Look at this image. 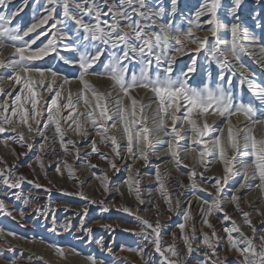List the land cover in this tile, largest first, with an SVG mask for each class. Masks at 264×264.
<instances>
[{
    "label": "snow or ice",
    "instance_id": "6c2138e0",
    "mask_svg": "<svg viewBox=\"0 0 264 264\" xmlns=\"http://www.w3.org/2000/svg\"><path fill=\"white\" fill-rule=\"evenodd\" d=\"M35 3L40 5L43 12H36L33 16V22L26 29H21L19 23L13 25V19L27 7V0H23L22 4L10 9L9 5L12 0H0V45L10 46L13 48V56L15 59L7 60L0 59V69L11 70V75L7 77L14 85H20V90L13 97L12 103L7 100L0 101V134L5 132H16L17 127L24 125L29 133L34 131L33 123L40 125L41 121L37 117L41 116V112L37 110L38 95L36 86L39 85L43 91L54 93L51 99L50 107H48L47 123L42 125L43 129H47L50 124L55 125V135L59 136V143L63 151L69 152L68 145H75L76 141L72 139L65 140L66 130L62 128L61 119L65 122L72 121L75 125L71 128L77 135L86 136V125L90 122L98 129V135L102 141H110L113 152L117 157L120 156L119 144L115 135H111V130L117 128L119 121L123 125V132L126 136L127 144L126 151L132 154L133 157L139 155L145 162L148 160V153L145 147H151L150 136L164 131L166 135H171L173 141L168 143L171 150V156L175 160L176 166L179 168L182 164V159L177 148V143L183 139L181 132L183 131V123L186 121L190 125L194 144H203L204 141L200 137L206 136L211 130V125L207 119L203 120L202 125H198L197 120L193 119V113L196 112L201 118L208 115H218L225 118L228 125L226 140L224 137V129H216L218 135L212 141L214 149H218L219 158L224 161L225 175L222 178H216V195L205 214L204 224L211 229V234L203 233V243L207 246V251L203 254L198 264H226V258L221 259L218 253L221 237L217 234L215 226L207 219L213 212L223 213L222 222H230V227H225L223 231L227 234L226 239L230 250H235L241 260L239 264H264V220L261 221L260 229L253 223L251 213L244 211L240 207V198L233 195L230 202L234 203L235 208L243 217L244 224L251 230L252 235H247L230 216L223 206L221 193L223 192V184H227L230 179L229 174H239L242 180L246 181L249 176H258L260 183L256 187L264 193V134L257 137L256 126H264V113L257 116L256 109L251 105L240 104L234 106L233 99L230 93H227L223 86H218L215 90L205 86L203 89L192 87L188 84L190 79L189 73L195 72L197 61L195 58L191 60L190 65L186 70H182L175 78L172 73L177 54H184L189 44H196L195 49H188L199 53L208 44V36L200 38L193 33V27L200 29L202 27L201 18L207 17L203 24L210 26L208 31L215 38L213 46L208 48V55L216 59L220 63V67L231 68L232 65L228 60L227 53H230L234 58L239 60L241 52H248L249 49L244 41L254 39V32H250L241 19V11L247 7L246 0H229L227 5H224L222 0H203L196 8L194 13L190 15L187 22L189 27L187 30H181L175 25V19L180 11V0H168L165 5L161 2H153V0H35ZM254 5L258 6L252 10L253 28H259L264 31V0H254ZM62 11L57 13V8ZM225 10V15L230 16L231 20L223 22L219 12ZM62 15L61 20L59 16ZM87 18V19H86ZM49 21L51 23L49 24ZM58 24H64L67 27L69 24L74 25V28H69L68 31L57 29ZM48 27L45 28L44 26ZM41 29V31H37ZM57 29V32H52ZM226 30L230 33L231 39L223 41L220 39L219 33L221 30ZM51 32V37L42 46H37L35 49L32 45L36 44L37 40L42 35H48ZM74 32L75 35H70ZM30 33H35L30 39H25ZM59 33V35H58ZM62 39L74 41L75 48H70L69 45H64L65 50H79L78 60H67L60 56L61 60L69 64H78L79 75L77 79L82 84V89L74 102L71 90H64L65 84H70L68 78H64L62 83L57 85L56 78L59 75L51 69H44L39 66H34L33 61L41 60L50 52H58V43ZM5 42H10L6 44ZM221 44L227 45V52L221 48ZM264 52V48L261 49ZM108 53L107 62L103 64V71L94 70V65L101 60L102 56ZM219 54V56L217 55ZM222 57V59H221ZM136 61L141 65L139 72L133 71L129 73V64ZM153 64L156 66V72L153 74ZM161 66L162 73L161 74ZM243 67V65H241ZM51 74V78H45V73ZM35 73L34 79L32 74ZM244 74L241 73V76ZM88 76L105 77L111 80V91L107 94L99 92L91 82L86 79ZM3 77H0L2 80ZM220 80L224 76L219 77ZM244 81L242 80L241 83ZM230 83V81H229ZM248 87L254 92L257 89L249 83ZM144 89L146 92L153 93L154 100L147 104L142 103L131 95L134 89ZM114 98L116 111L110 113L107 97L112 95V91H117ZM27 92V99L31 101V109L24 103V93ZM65 91L64 100L66 103L58 105L57 98L61 96V92ZM91 92L92 99L88 93ZM258 94L261 99H264V87L258 89ZM0 95L12 96L11 90L5 91L0 88ZM125 98L130 101V107L125 105ZM82 101V106L87 111H79L78 104ZM157 103L155 112V130L147 126L148 116L145 112L146 108L151 107V103ZM139 107L141 117L139 120L131 119L136 116V110ZM182 107L186 109V117L181 120L177 117L178 112ZM71 109L67 116H60L61 109ZM211 109V111H210ZM55 110V114H54ZM242 114L250 121L249 125L244 127H236L232 124L231 117ZM114 116L116 119L114 120ZM80 117H84L81 121ZM168 120H171V132H167L169 127ZM112 121L111 124L108 122ZM180 127H177V124ZM140 124L142 127L133 130L130 125ZM71 127V126H69ZM44 140L47 142L48 136L46 131H40V128L35 129ZM242 133V135H241ZM18 136V141H17ZM17 136L9 137L13 141L25 142L24 133H17ZM8 139L2 142L5 146L8 145ZM92 152L99 153L100 159H107L106 155L99 152V148L95 140L91 141ZM21 146H25L24 143ZM31 149L32 145L27 144ZM135 149V151H134ZM40 150H44V145L40 146ZM231 151L233 155L227 156V152ZM14 151V150H13ZM77 158L78 152L77 149ZM188 151L196 152V148H191ZM212 155V151L205 147V150L199 151L197 155V163L205 165L207 169L206 157ZM237 155L242 157H253L250 163H245L243 171L240 173L234 172L233 162ZM39 159V157H38ZM0 163L7 165V162L0 158ZM66 163V161H65ZM111 167L116 169L114 162H111ZM14 167V166H13ZM43 168L44 165L41 164ZM96 167V165H92ZM184 167H188L184 165ZM69 176L72 175L71 165H68ZM60 172V168L55 169ZM203 177V173H200ZM197 172L193 169L190 172V178L193 180L191 187L196 189L198 185L195 182ZM12 168H0V184H4L9 188H20L24 177L20 176L13 179ZM107 176H105L104 187L107 190ZM156 180L159 182L161 194L165 197L169 205V211H172V198L169 196L165 188L164 178L162 177L159 167L156 170ZM32 183V181H29ZM140 180H133L131 175L128 180L130 191H134L139 203H144L141 197V189L139 187ZM245 185L241 183L239 188ZM39 188L41 185L36 184ZM183 187V185H181ZM206 191V189H200ZM84 199L83 193H80ZM95 203V201H92ZM179 201L177 200V204ZM208 204L207 200L203 201ZM3 202L0 201V207ZM158 207V205H157ZM191 205L189 204V208ZM108 209L105 208L104 211ZM125 212L131 213V209L124 208ZM203 212L204 209H201ZM87 209H85V214ZM258 215H264L257 210ZM137 219L146 228L152 230V238L149 239L145 235L143 229L139 235H143L145 240H149L154 245L155 251L159 253L161 264H182L180 261V253L178 252L175 242L164 248L161 245V225L159 221L155 226L148 220L139 216ZM185 221L191 219L190 211L185 214ZM83 223V222H81ZM181 234L186 244L185 260L191 256L194 251L193 241L196 239V229L193 226L191 232L186 230V224L179 225ZM55 229L53 228V231ZM91 233V229L86 230ZM237 234V235H234ZM175 240V234H173ZM102 244V241L100 242ZM11 250V249H10ZM130 251L132 249H129ZM57 252L64 256L62 249H57ZM0 256L3 252L0 251ZM175 258V259H173ZM43 260V257H38ZM91 264H96L94 257H89Z\"/></svg>",
    "mask_w": 264,
    "mask_h": 264
},
{
    "label": "bare ground",
    "instance_id": "6f19581e",
    "mask_svg": "<svg viewBox=\"0 0 264 264\" xmlns=\"http://www.w3.org/2000/svg\"><path fill=\"white\" fill-rule=\"evenodd\" d=\"M202 35H200V37ZM13 51V49L0 45V59H4L5 61L14 59ZM2 71L3 69H0V77H3ZM33 74L36 75L35 73ZM45 78L46 80L50 79L49 75L46 73ZM58 79L59 76L56 78L57 85L61 84L63 81V79ZM0 81H5L4 90H9L12 87L10 86L11 81L5 77ZM38 87L41 89L39 85ZM64 87L65 85L63 88ZM18 88V85H13L11 97L14 96ZM117 92L118 90L112 91V95L108 96L109 100L114 99ZM48 93L49 92L46 94ZM46 94H44V96ZM64 95L65 91H62L60 96V102L62 100L61 103H66L63 98ZM135 97L138 99L141 98V102L147 104L152 96L150 93L140 90L136 91ZM45 99L46 96L44 97V100ZM10 101L11 99L9 102ZM75 101L76 100H74V102ZM114 104L115 102H113V105ZM78 110L86 111L83 106H80V103L78 104ZM44 116H46V114H42V117ZM47 118L44 119L46 123L48 122ZM114 119H116V117ZM222 119L223 117L221 116H209L208 123L212 125L210 132L218 129L222 123ZM248 123H250V121H244V119L238 117L232 121V124L236 127H244L245 125H249ZM117 124H119V121ZM168 125L169 127L166 131L171 132V120H168ZM37 127H35V129ZM40 127V131H46L48 136L47 142L37 131L25 135L26 143L17 142L18 138L17 141L8 139L7 146H5L3 142H0V158H3V160L7 162L6 167L12 168L13 173H18V171L23 168V162L30 161V169L26 168L25 173L29 177L34 178L30 170L39 168L41 164H43L44 167H41L42 170L39 169L41 173L38 179L39 182L42 181L47 188H51L59 193H73L74 195H79L77 192L82 191L81 188L86 185L85 193H88L85 194L84 197L89 196L90 198L84 199L80 197L79 201H81V206H78V208L53 200L50 207L52 213L43 211V203L40 201V198L49 199L52 195L50 192H38L35 194L32 203H25L23 208L9 200L8 202H4L0 198V201L3 202V206L0 207V213L5 212L12 217L15 226L23 233L31 234L36 238H42L43 240L56 243L57 245H68L64 248L62 247L64 256L54 251L55 249L53 250L54 253L51 254L52 251L47 249L44 250L46 255L44 257L40 256L41 252L39 253V246H33L31 242L29 243L23 240L17 239L16 241L13 237L11 238L0 233V247L3 250H15L12 262H5L0 259V264H68V262H70V264H91L89 258H78L76 254L78 253L77 251L72 253L75 249L82 253H86L89 257H94L96 264H161V258L159 253L155 251L154 245L146 241L143 235L138 234L141 233L142 229L145 230L146 228L144 229V225L140 223L137 216L148 220L154 226L156 222L159 221L161 225V245L169 246L175 242L176 248L180 253L182 264H198V262L203 259V254L207 251V246L203 243L202 234H211L212 231L204 224V213L215 198L216 178H222L224 175L221 174L222 176H220L216 171H208L209 165L216 162L212 150V155L206 157L208 170H205V165L197 163L196 158L199 150L196 152L188 151L191 148L197 149V144L192 142V137L195 134L191 133L189 124H183L181 136L184 137V140L181 139L177 143V148L182 159V164L179 168L176 166L175 160L171 156V150L168 147V143L173 141L171 138L172 136L166 135L164 131L155 134L154 141H159V145L156 147L157 150L155 149V151L152 150L149 152L148 148L145 147V151L148 153V160L145 162L139 155L133 157L132 154L126 151V136L119 127L112 129L110 133L117 138L120 152L119 157L115 155L110 147L111 142L102 141L101 137L98 135V129L90 122L86 125V131L88 132L86 136L78 135L73 137L72 133L71 135L66 133V141L68 139L76 141L74 146L68 145L69 152L67 154L63 151L59 143V136L54 134L55 125L50 124L46 130L43 129L42 126ZM262 127L263 126L257 125L256 129H262ZM227 128L228 125H225L223 128L224 133L227 131ZM200 139L203 140V137H200ZM92 140L96 141L99 152L105 154L107 157V159L103 161L106 166V169L103 171H99V167H92V165H95V162L98 163L97 159L99 157L96 155L97 153L92 152ZM22 143H24L25 146L22 147ZM27 144L32 145L31 149L27 147ZM42 144L44 145L43 151L40 150ZM180 144H186L185 147H187V151H183L179 148L178 145ZM77 149L79 150L78 158ZM41 159H44L45 162L42 160L43 163H40ZM252 159L253 157H245L243 158L245 162L240 163L238 166L242 167L245 163H250ZM110 161L115 163L116 168L119 169L118 171L111 167ZM238 161H240V159ZM68 165H71V176H69ZM184 165L188 167H184ZM57 167L60 168L59 173L55 171ZM90 167L92 172L89 171ZM157 167H159L160 173L164 178L165 188L172 198V211H169V205L165 197L161 194L159 182L156 180ZM193 169L197 172L195 182L198 187L196 189L191 187L193 180L190 178V172ZM240 171H243V167L240 168ZM98 172L100 173L99 175L96 174ZM82 173L84 174L81 176ZM200 173H203V177H201ZM15 175L16 174H13L12 178H14ZM130 175L133 180H140V198L144 201L142 204L137 200L135 192L129 190L128 180ZM105 176H107V190L104 187ZM239 177H241V175H237V178ZM197 178H200V180H196ZM204 180H210L212 183L207 184V182H203ZM213 181L215 182L213 183ZM258 183H260L258 176H249L248 180H243V184L245 185L243 188L238 187L235 190H231L230 188L229 190H225L223 188V192L221 193L225 210L237 221L241 229L249 236L252 235V232L248 226L244 224L241 213L236 210L234 203L230 202V198L233 195L240 198V207L244 211L251 213L253 223L260 229L262 227L261 221L264 220V215H258L257 210L264 213V193H261L256 187ZM181 185H183V187H181ZM228 187L233 186L231 185ZM200 189H206V191H201ZM5 190L3 186L1 191L5 193ZM115 200L121 208L131 209L132 214L128 212L118 214L122 216V220H118L116 214L109 209V206L113 204ZM177 200L179 201L178 204ZM205 200L209 203L204 204L203 201ZM92 201H95V203H92ZM189 204L191 205L190 208ZM59 208H64L61 211L64 221L63 226L56 220L57 214L60 215ZM105 208L108 210L104 211ZM85 209H87L86 214ZM201 209H204V211L202 212ZM189 211L191 213V219L187 221L186 230L190 233L193 226L196 229V239L193 241V248L196 251L185 260L186 244L177 223L179 222L178 220L181 219V217H185V214ZM222 216L223 213L213 212L211 216L207 217L215 226L217 234L222 238L220 247L218 248L219 256L221 259L226 258V264H239L241 257L235 250H230L228 247L226 239L227 234L223 231V229L228 226V223L222 222ZM53 228L55 229L54 231ZM87 229H91V233H88L86 231ZM173 234H175V240ZM150 235H152V232ZM121 236L123 238L127 236L132 239L136 238L137 242L135 243V248H138V252L126 251L119 248L120 240L123 242ZM101 241L102 244L100 243ZM38 257L44 258L41 260L38 259ZM59 259L63 260H60L58 263L57 261Z\"/></svg>",
    "mask_w": 264,
    "mask_h": 264
},
{
    "label": "rangeland",
    "instance_id": "374dc122",
    "mask_svg": "<svg viewBox=\"0 0 264 264\" xmlns=\"http://www.w3.org/2000/svg\"><path fill=\"white\" fill-rule=\"evenodd\" d=\"M22 2H23V0H12V4L9 5V8L15 9V8L19 7L22 4ZM153 2H161V0H153ZM162 2L165 5H167L168 0H162ZM202 2H203V0H180V11L178 12V15L175 19V25L177 27H179L181 30H187V28L189 27L188 22H187L188 18L190 17V15L192 13H194L196 8ZM222 2L224 5H227L229 3V0H222ZM41 3H43V0H41ZM246 4H247V7H244L241 11V19L244 22L245 26H247L249 28L250 32H254V34H255L254 39L244 41L246 46L249 49L248 52H241L239 54V60L234 58L230 53H227L228 60H229L230 64L232 65V67L222 69L220 67V63L216 59H213L211 56L208 55V48L214 45L215 38L212 36L211 32L208 31L210 26L207 24H203V21L206 20L207 17H202L201 18L202 27L200 29L193 27V33L195 36H198V37H200V35L203 34L201 36L202 38H203V36H208V44L206 45V47L204 49H201L199 53H196L194 51H189L188 49H191V48L195 49L197 47L196 44H189L190 46L188 45L189 47L185 50L184 54H177L176 59H175V63L173 65L174 71H173L172 75L175 78L182 70H186V68L191 63V60L193 58H195L197 61L196 70H195V72L189 73V76H190V79L188 80L189 85H191L192 87L198 88V89H203L205 86H208V87H211L213 90H215L218 86H223L225 91L227 93L231 94L234 106H239L240 104H244V105L251 104L256 109L257 116H259L262 113H264V99H261L260 95L258 94V89L260 87H264V63H263L264 62V52L261 51V49L264 48V31H262L259 28H253L252 10L254 7H256V9L259 10L258 6L254 5V0H246ZM37 11L42 13L43 9L40 8V5L35 3V0H27V7H25L24 10L22 12H20V14L13 19L12 24L15 25V24L19 23L21 29H26V27L30 26V24L33 22V16H34V14H36ZM61 11L62 10L58 7L57 13L60 14ZM219 15H220L221 20L225 23L228 22L229 20H231L230 16L225 15V10L223 8L219 12ZM59 18L62 20L63 19L62 15H60ZM50 23H51V21H49V24ZM44 27L47 28L48 26L45 25ZM69 28H74V25L69 24L67 27H65L64 24H58L57 25V29H60L62 31H68ZM57 29H53L52 32H57ZM37 31H41V29H38ZM69 34L73 35V36L75 35L74 32H70ZM34 35H35V33H30L28 37H25V39L26 40L30 39ZM58 35H59V33H58ZM219 36H220V39L223 41H229L231 39L230 33L227 32L226 30H223V29L220 31ZM50 37H51V32L48 33V35H42L40 37V39L37 40L36 44L32 45V48L35 49L37 46H42L44 43L47 42V40ZM5 43L10 44V42H5ZM64 45H69L70 48H75L74 41L62 39L58 43V49H59L58 52H50L49 55L45 56L41 60L33 61L32 64L34 66H39V67L44 68V69H51L52 71L57 72L59 74L58 80L64 79L65 77L68 78V80L70 81V84H65L64 90L66 91V90L70 89L73 97L76 95L74 98V100H76L78 93L80 92V90L83 87L82 84L77 79V77L79 75V71H80L79 66H78V64H75V63H73V64L65 63L64 60L60 59V56L65 57V59H67V60L76 61V60H78L79 50H65ZM5 47L9 48V49H13L10 46H5ZM221 48L225 52H227V45L226 44H221ZM217 55L219 56V54H217ZM15 58L16 57H14V59ZM107 59H108V53H106L105 56H102L101 60L99 62H97V64L94 65V70L102 72L104 70L103 64L107 62ZM221 59H222V57H221ZM241 65H243V67H241ZM140 67H141V65L139 63H137L136 61H133L131 64H129V73H131L133 71L139 72ZM162 67L163 66H161V74H163L162 73ZM156 70H157L156 66H155V64H153V74L156 72ZM241 73H243L244 75L241 76ZM2 74H3V77H5L7 79V77L9 75H11V70L10 69H8V70L3 69ZM46 74L49 75V77L51 78L50 73L46 72ZM36 75L32 74L34 79L36 78ZM221 75L224 76L223 80L219 79V77ZM86 79H88L91 82V84L101 93L104 92L105 94H107L109 91H111V86H112L113 82L111 80L105 78V77L88 76V77H86ZM242 80L244 81L243 83H241ZM229 81H230V83H229ZM71 82H74L75 84L71 83ZM4 83H5V81H3V82L0 81V88H4ZM249 83H251L253 85V88L257 89L256 92H254L252 89H250L248 87ZM11 84H10V86H12V87L9 90H11V92H12L14 84L12 82H11ZM105 85H108V86H105ZM18 86H19V88L15 92L14 96L20 90L21 86L20 85H18ZM256 87H258V88H256ZM105 89H107V90H105ZM9 90L7 89L5 91L7 92ZM140 90L145 91L144 89H139V88L134 89V90H132L131 95L135 97L136 91H140ZM36 91L38 93V95L36 97L37 110H39L41 112V116L37 117V119H39L41 121V124L38 126L35 123H33L34 131H35V127L38 126L37 128H39L44 123H46L44 121V119L48 117L47 109H48V107H50L51 99L54 96V93L46 94L47 92L43 91L42 88L40 89L38 87V85L36 86ZM106 91H108V92H106ZM146 93L151 94L152 97H151L150 101L154 100L152 92L147 91ZM44 94H46L45 100H44V97H45ZM88 96L90 99H92L91 92L88 93ZM13 97L0 95V101L7 100L8 103L11 104ZM10 99H11V101L9 102ZM23 99H24L25 105L29 108V111L31 112L32 111L31 101L29 99H27V92L26 91L24 93ZM136 99L141 101V98H139V99L136 98ZM107 100H108V107H109L110 113H115L116 106H115V104L113 105V102H115L114 99L109 100V97H107ZM57 102H58V105H63L65 103V102L61 103L62 100L60 102V97L57 98ZM124 102H125L126 106L130 107V101L127 98H125ZM79 103H80V106L82 107V101H80ZM84 109L87 111V109L85 107H84ZM156 109H157V103H155V102L151 103L150 108L145 109V112L148 116V121H147L148 125L147 126L153 130H155V127H156V124L154 122L156 119V116H155ZM70 111H71V109L65 110L62 108L60 116H58V118H60L62 116H67ZM210 111H211V109H210ZM179 112H180V114H179ZM136 113H137L136 116L132 117L131 119H136V120L140 119L141 113H140L139 107L137 108ZM42 114H46V116L42 117ZM54 114H55V110H54ZM176 115L181 120H184L186 117V109L184 107H182L177 112ZM209 116L211 117V116H218V115H208L206 117L201 118L200 116H198V114L196 112L193 113V119L197 120L198 125H202L204 119H207V121H209ZM237 117L244 119V121L247 120L246 117H244L242 114H240L237 116H232L231 121H233ZM114 118H115V116H114ZM80 119H81V121L84 120V118H80ZM116 122H118V121H116ZM108 123L111 124L112 121H109ZM183 124L185 125L188 123L185 121ZM248 124H250V123H248ZM61 125H62V128L66 130L67 134L71 135V133H72L73 137L78 136L74 131L71 130V128L75 127V125L72 123V121L65 122L63 119H61ZM121 125H122V123L119 122V124H117V128ZM225 125H227V124H226L225 118L223 117L222 123L220 124V126L218 128H221V127L224 128ZM69 126H71V127H69ZM142 126L143 125H140V124L130 125V127H132L133 130H135L136 128L142 127ZM177 127H180L179 123H178ZM119 128L123 132V125ZM211 129H212V125H211ZM262 129H256L255 134L257 135V137L264 134V126L262 127ZM20 132L24 133V135L29 134L26 126L20 125L19 127H17L16 132H5V133L0 134V142H2L4 139H8L9 137L17 136V133H20ZM217 135H218V133H216L215 130L212 132H209L208 135L203 136L204 143L196 145V146H197V150H199V151L205 150V147H207V149L212 150L214 152L213 154L215 155L216 162L209 165L208 171H216L220 176H222V175H225V172H224L225 164H224V161H222L219 158L218 149H214L212 146V141L215 138V136H217ZM241 135H242V133H241ZM226 137H227V131L224 133V137L222 139L226 140ZM17 138H18V136H17ZM171 138L173 139V137H171ZM186 138H188V137H186ZM150 139H151V147L150 148L146 147V148H148L149 152H151L152 150L155 151V149L157 150L156 147H158V145H159V143H158L159 141H154L155 135L150 136ZM178 146L183 151H187V147H185L186 144H183V145L180 144ZM110 147L112 148L113 146L110 144ZM96 155L99 156V153H97ZM231 155H233V153L229 150L227 152V156L230 157ZM243 158H245V157L237 155L236 160L233 162L235 173L241 172L240 168H242L243 165H242V167L238 166V165L242 162H245L246 159L243 160ZM239 159H240V161H238ZM42 160H43V162H45L44 159H41L40 163H43ZM103 161H104V159L102 160V159H100V157H98V159H97L98 163L95 162L96 168L99 167L98 168L99 171H103L106 169V166H105ZM23 163H24L23 168L21 170H19L18 173H15V172L13 173V174H16L15 177L13 178L14 180L20 176H23L25 178L24 181L21 182L20 188L13 189V188H9L8 186H6L4 184H0V193H1L0 198L4 202H8V200H9L10 202L12 201L15 204H17L18 206H21L23 208L25 206V203H28V204L32 203V200L35 197V194H37L38 192L44 191V192H50V193H52V195L49 199L40 198V201L43 203V205H42L43 211H48V212L52 213L50 211V207H51V203L53 200H56L57 202L66 204V205L74 207V208H76V207L78 208V206H81V201H79V198L82 197L81 195H77V194L74 195L73 193H69V194L68 193H59V192L54 191L51 188H47V186L42 181L39 182V179H38L39 175L41 173L40 170H42V168L39 167V168L31 169L30 172H32L34 175V178H31L25 173L26 168L30 169L29 166H31V164H30L31 162L30 161H24ZM4 167H6V165L4 163H0V168H4ZM221 167H222V169H221ZM92 169H94V168H92ZM98 170H96V171H98ZM89 171L92 172L91 167H90ZM83 174L84 173H82L81 176ZM96 174L99 175L100 173L98 172ZM229 175H230V179L228 180L227 184L223 185V188L225 190H229V188L231 190H235L239 187V185L241 183H243L242 177L237 178V175H239V174H236V175L229 174ZM196 180H200V178H197ZM29 181H32V183H29ZM203 182H207V184L212 183L210 180L209 181L204 180ZM214 182L215 181H213V183ZM36 184L41 185V187L37 188ZM231 185L233 187H228ZM3 186L6 189L5 193H3L1 191ZM85 188H86V185H84V187L81 188L82 191L77 192V193H79V194L83 193V195L87 194L88 192L85 193L86 192ZM87 198L89 199L90 197L88 196ZM62 209H64V208H59L60 215L57 214L56 220H57V222H60L63 226L64 221H63V217L61 215ZM109 209L111 212L116 214V217L118 220H122V216L118 215V214H121V213L124 214L125 211L123 210L124 208L120 207V205L118 204V202L116 200L113 201V204H111L109 206ZM178 221H179L177 223L178 225H180L181 223L187 224V221H185L184 217L183 218L181 217V219H179ZM227 223H228L227 227H230L231 226L230 222H227ZM236 223H237V221H236ZM145 228H146V226H144V229ZM143 231H144L145 235L149 236V239L152 238V235H150V233L152 232L151 229L146 228ZM0 233H3L4 235L11 237V238L13 237L14 240H16V241H17V239L23 240V241H27L29 243L31 242L33 246H39L40 247L39 253L40 252L42 253V255L40 253V256H44V257L46 256L44 253V250H47V249L51 250L52 253L51 252H49V253L53 254L54 249H55L54 251H57V249H62V247L64 248V247L68 246L65 244L57 245L56 243H53V242H50L47 240H43L42 238H36V237L32 236L31 234L23 233L21 230H19L15 226V224L13 222V218L10 217L5 212L0 213ZM180 233H181V230H180ZM121 238L123 239V242H122V240H120L121 242L119 244V248L126 250V251H130L129 249H132L131 251L138 252V248L137 249L135 248V246H136L135 243L137 242L136 238L132 239L128 236L125 238H123L121 236ZM146 241L149 242V240H146ZM162 247L166 248L168 246L164 245ZM0 251L3 252V256H0L1 260L5 261V262H12L13 261L14 251H15L14 249L13 250H3L0 247ZM75 251L78 252V253H76L78 255L77 256L78 258H84V259L89 258V256L86 253H82L81 251L76 250V249L72 253H74ZM173 259H175V258H173ZM179 259H181V258L179 257ZM60 260H63V259H59L57 262L59 263ZM68 264H70V262H68ZM105 264H110V263H105Z\"/></svg>",
    "mask_w": 264,
    "mask_h": 264
}]
</instances>
